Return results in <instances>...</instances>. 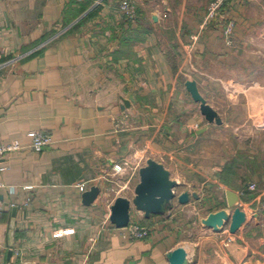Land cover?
<instances>
[{
	"label": "crops",
	"instance_id": "0c3cea01",
	"mask_svg": "<svg viewBox=\"0 0 264 264\" xmlns=\"http://www.w3.org/2000/svg\"><path fill=\"white\" fill-rule=\"evenodd\" d=\"M121 1L0 0V144L26 146L29 131L52 140L2 161L0 264L9 250V264H168L176 247L184 264L189 248L192 264H264V0L227 1L231 45L219 21L205 22L210 0H131L132 21ZM187 80L220 125L200 115ZM148 158L199 199L147 219L130 212L150 232L129 240L109 222L101 178ZM129 175L126 192L138 183ZM83 183L100 189L89 206ZM226 191L246 219L223 242L200 219L227 209Z\"/></svg>",
	"mask_w": 264,
	"mask_h": 264
},
{
	"label": "water",
	"instance_id": "95a60500",
	"mask_svg": "<svg viewBox=\"0 0 264 264\" xmlns=\"http://www.w3.org/2000/svg\"><path fill=\"white\" fill-rule=\"evenodd\" d=\"M152 19L155 21V17H152ZM184 86L191 99L198 104L199 113L205 121L220 125V117L201 97L195 81L187 80ZM131 102H133L131 97L122 100L120 109L124 111L129 108ZM178 187L179 184L170 178L169 172L162 164L151 158L146 159L144 165L138 169V183L134 187L132 199L121 196L116 197L109 208V222L116 229H123L129 224L131 208H134L135 211L141 213L147 219L153 215L168 213L174 201L179 205H185L188 203L189 197L195 200L199 199L198 195L195 193L189 194L188 191L177 194L176 189ZM99 194L100 189L98 186H90L88 190L81 194L82 204L84 206L91 205ZM225 196L227 209L208 213L200 219V225L214 233L221 232L227 226L228 232L235 234L245 222L246 216L237 206L238 197L236 194L226 191ZM11 255L12 252L9 250L6 257L7 264L10 262ZM167 260L168 264H184L186 260L185 249L176 247L169 253Z\"/></svg>",
	"mask_w": 264,
	"mask_h": 264
},
{
	"label": "built area",
	"instance_id": "2783aa9c",
	"mask_svg": "<svg viewBox=\"0 0 264 264\" xmlns=\"http://www.w3.org/2000/svg\"><path fill=\"white\" fill-rule=\"evenodd\" d=\"M227 1L228 0H210L206 9L205 22L212 20L219 21L221 23V33L223 35L224 42L226 45H231L234 23L227 14V9L225 7ZM119 8L125 19L129 21L135 19L136 7L131 0H122L120 2ZM26 137L29 139V143L26 146L21 145L16 140L0 144V172L5 170V167L2 165V161L11 153L20 152L26 148L34 152H41L52 142L51 136L42 131H29L26 134ZM138 169L136 168L133 172H130V165L125 160L118 163H113L111 165V173L107 176H103L101 180L107 183V188H105V191L114 194L113 201L118 196L125 197L123 195L129 189V179L131 178L129 174L132 173L133 175L134 173H138ZM6 188V185L0 182V193ZM249 189L253 190L254 185H250ZM77 190L79 193H83L88 190V188L86 184L83 183L77 185ZM123 229L125 231V236L129 240L146 239L148 238L150 232L149 228L132 221H129L128 226ZM231 237L232 234L228 232L226 242L230 241Z\"/></svg>",
	"mask_w": 264,
	"mask_h": 264
},
{
	"label": "rangeland",
	"instance_id": "374dc122",
	"mask_svg": "<svg viewBox=\"0 0 264 264\" xmlns=\"http://www.w3.org/2000/svg\"><path fill=\"white\" fill-rule=\"evenodd\" d=\"M135 179H138V173H137V176H136V178ZM136 181V180H135ZM131 187H130V191L131 192H125V194H126V198H128V199H132V197H133V192H132V190H134V187H135V183H133V182H131V185H130ZM133 188V189H132ZM131 193H132V195H131ZM128 196V197H127ZM109 200V199H108ZM174 202H176V201H174ZM136 212L137 211H135L134 210V208H131V213H132V215H136ZM197 216L198 215H194V216H192V217H194V220H197ZM139 225H141V220H135ZM204 229H206V228H204ZM212 233H214V232H212ZM224 234V235H223ZM232 235H234V234H232ZM212 236H213V238L215 239V240H217V241H223V242H226V239H227V236H228V229H227V226H225L224 227V229L221 231V232H219V233H214V234H212ZM202 239V238H206V236H204V232H199V234L198 233H194V234H191V235H189L188 237H187V239H190L191 241H194L195 239ZM233 238V236L231 237V239ZM187 239H185V240H187ZM183 244H185V242L183 243ZM192 256H193V254H192V250H190V248H189V251H188V254H187V263L186 264H192L193 263V260L191 259L192 258Z\"/></svg>",
	"mask_w": 264,
	"mask_h": 264
},
{
	"label": "trees",
	"instance_id": "16d2710c",
	"mask_svg": "<svg viewBox=\"0 0 264 264\" xmlns=\"http://www.w3.org/2000/svg\"><path fill=\"white\" fill-rule=\"evenodd\" d=\"M141 225H142V223H141Z\"/></svg>",
	"mask_w": 264,
	"mask_h": 264
}]
</instances>
